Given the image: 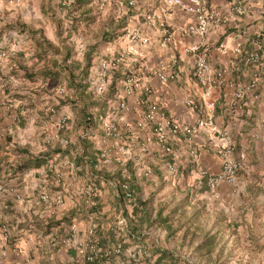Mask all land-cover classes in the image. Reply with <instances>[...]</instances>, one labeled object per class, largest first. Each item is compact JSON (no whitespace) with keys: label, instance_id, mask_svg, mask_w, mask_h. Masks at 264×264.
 Listing matches in <instances>:
<instances>
[{"label":"crops","instance_id":"0c3cea01","mask_svg":"<svg viewBox=\"0 0 264 264\" xmlns=\"http://www.w3.org/2000/svg\"><path fill=\"white\" fill-rule=\"evenodd\" d=\"M36 1L20 0L19 8L0 1V18L14 16L19 11L29 13L30 9L34 10L37 18H27L26 25L42 26L44 37L37 35V39L57 47V53L52 51L55 57L47 71L57 70L56 76L66 74L64 84L67 87L70 82L68 71L73 66L71 61L68 65L64 63L62 59L65 55L84 56L82 61H73V64L78 62L83 67L86 58L93 59L97 53L93 51L95 41L99 45L104 43V59L123 55V60L110 71L109 87L114 89V96L104 108V115L111 116L121 138L103 137L99 127L100 114H94L97 115L96 125L88 138L98 162L94 167L101 170L100 176L93 175L88 165H77L74 159L80 153V147L75 152L71 147L68 155L63 150L72 144L67 142L63 145L60 141L53 147L61 148L60 153L49 150L43 154L45 163L38 168L15 172V166L3 159V154L10 155L13 145L10 142L6 145V141L0 138V149H4L3 144L6 145V152L0 150V184L6 187L0 191V225L10 227L9 240L0 245V264H88L81 251L85 250L90 234L100 246L112 245L115 242L113 227L109 222L104 227V218L113 219L121 215L118 207L105 211L108 200L114 206L124 201L117 188V176L122 168L119 158L133 169L137 190L150 177L153 181L159 179V184L164 180L172 185L187 184L191 190L199 189L206 202L210 199L207 190H204V179L196 171L198 167L212 174L220 171V158L211 147L213 142L220 140L214 138L208 143L205 149L198 152L194 162L181 139L172 141L171 146L178 157L173 161L175 172H170L160 159L161 146L151 136L149 127L139 128L136 125L143 110L150 104H154L159 112L174 117L181 125L194 124L198 120L202 113V87L193 75L195 56L184 50L193 43L208 44L209 65L224 70L223 86L215 90L213 96L216 101L215 123L230 131L241 157L235 183H220V197L208 202L213 215L207 234H217L215 252L219 257L226 256L230 247L236 252L242 249L249 251L252 257L255 252L257 256H264V62L257 67L245 66L241 57H236L232 51L236 43L242 44L243 51H260L257 36L264 30V0H209L213 8L228 18V22L212 26L202 37L190 35L185 30L189 23L194 22V15L179 8L166 9L165 0H133V6L127 5L129 0H124L126 4L123 6L118 5V0H111L104 6L99 5L97 0L79 6L73 5L76 0L71 6L63 5V0H40L43 5L42 2L33 5ZM243 3L247 5L248 12L242 16L233 15L231 6ZM148 14H153L156 19L149 22L146 18ZM160 19L165 21V29L159 27ZM111 30L117 34L116 37L104 41L103 33ZM220 44L224 45V50L219 47ZM48 50L39 48L36 53L41 57ZM3 64L0 66V85L8 81ZM154 71L174 72L176 77L162 83ZM254 72L258 75L256 97L246 92L243 100L234 102L236 85H245ZM130 75H134L138 82L133 93L124 97L128 108L121 111V119L116 120L120 83ZM144 85L150 87V95L142 91ZM5 98L4 95L0 99V118L8 110ZM186 99L193 102V107L185 104ZM12 100H16L14 96ZM75 119L76 115L69 118V125L67 123L61 133L68 129L83 133L81 128L74 126ZM193 140L196 144H203L208 135L200 132ZM141 144H145L146 151L141 150ZM102 148L108 149L110 160L106 164L98 158ZM38 171L40 173L36 174ZM104 172L107 178H104ZM105 180H111L112 187L104 188ZM42 193L45 199L40 198ZM223 231L231 237L220 241ZM239 235H245L247 242L244 243ZM131 237L123 234L119 238L124 252L112 264H125L123 260L130 264H148L139 262L141 253L135 247L140 242L136 240L138 237ZM200 257L203 259L206 256ZM212 262L215 260L212 259Z\"/></svg>","mask_w":264,"mask_h":264},{"label":"rangeland","instance_id":"374dc122","mask_svg":"<svg viewBox=\"0 0 264 264\" xmlns=\"http://www.w3.org/2000/svg\"><path fill=\"white\" fill-rule=\"evenodd\" d=\"M41 2L37 0L33 5H40ZM19 5L21 4L18 3L15 8H19ZM33 11L31 9L29 13L19 11L14 16L6 15L0 18V46H3L1 50L5 53L0 62L1 64L4 63L3 70L6 71L4 75L8 76V81L0 85V99H3L5 95L4 100L8 105L6 115L0 118V138L6 141V145L8 142L13 145L10 147V152L7 150L10 155L3 154L4 158L2 156L4 161L11 164L12 167L22 163L26 158L34 159L52 150L55 143H58V139L63 140V145H66L67 142L71 143L72 150L75 152L79 149L78 134H83L73 129L71 132L68 129L61 133L63 129L58 132L54 126V117L58 116L60 112H64L69 118H74L76 115L75 106L70 102L75 97L74 91L64 84V81L67 80L66 74L48 77L47 79L36 74L34 81L28 80L24 76V72L47 71V67H50L55 57L52 50L46 51L41 57L36 53L35 39L37 38L35 37L39 35L42 38L44 35L42 26L26 25L27 18H37ZM51 29L53 33V26ZM94 43L96 44L93 46V51L95 50L97 53L93 59L91 58L89 75L85 79L86 93L94 101H103L111 87H109V78L103 92H98L90 82L92 68L97 65L100 59H104V43L102 42L100 45L96 41ZM83 57L82 55H73L66 60V63L68 65L70 61L71 63L82 61ZM12 96L15 97V101L12 100ZM20 96H22L21 99ZM97 109L92 108L90 111L93 115L95 113L104 114V109L100 111ZM44 124L51 126L52 135H54L49 146L43 143L42 129ZM6 145L3 144L4 149L0 150L6 152ZM104 150L106 149L104 148ZM122 161L126 162L125 160ZM35 173L39 174L40 171ZM147 180L144 181L145 184L138 186L137 191L142 202V205L139 206L140 214L145 213L147 219L144 217V220H141L138 216L136 217L132 213V206L126 205L123 201L119 202V206L118 204L114 206L108 200L106 203L108 207L105 210H112L115 207L124 210L125 215H128L130 231L134 237H138L136 240L146 251V254L141 253L139 262L144 261L148 264L167 261L173 264H264V256H257L254 250L255 253H252L254 255L252 257L249 251L245 252L242 249L239 252L237 250V253L231 247L226 252V256L219 257L214 252L211 257L206 256L202 259L200 251H196L195 246L203 238V235L207 234V229L212 223L213 214L208 202L215 201V199L210 196L206 202L199 189L197 191L191 190L187 184L172 185L167 180L159 184V179L153 181L150 177ZM110 182L111 180H105L104 188L112 187ZM48 184L51 186L49 182ZM117 221L118 218H104V227L109 222L113 227L112 229L117 230L119 226ZM165 225L169 230L165 228ZM239 236L242 237L244 243L247 242L245 235ZM226 237L230 238L231 236L223 231L220 235V241ZM131 239L133 238L131 237ZM237 246L239 245L237 244ZM262 253L260 252V254ZM159 254L162 255V258H159ZM120 256L111 252L109 257L113 262ZM212 259L215 262H212ZM123 261L125 264H130L126 260ZM131 263L135 262L132 261Z\"/></svg>","mask_w":264,"mask_h":264},{"label":"built area","instance_id":"2783aa9c","mask_svg":"<svg viewBox=\"0 0 264 264\" xmlns=\"http://www.w3.org/2000/svg\"><path fill=\"white\" fill-rule=\"evenodd\" d=\"M8 5L16 6L20 0H0ZM74 0H63L62 4L65 6H71ZM101 6L111 2V0H97ZM118 5L123 6L124 0H118ZM165 8H179L187 13L193 14L195 17L194 22L189 23L185 30L190 35L198 37L204 36L209 28L212 26H219L226 24L228 18L224 17L218 10L213 8L209 0H165ZM128 6H133L134 1H127ZM231 12L235 16H242L247 11V5L238 4L232 5ZM149 22H152L156 17L153 14L146 15ZM158 25L161 29H165L166 23L164 20H158ZM144 42V40H142ZM3 46H0V59L5 56L4 51L1 50ZM219 47L224 50V45L220 44ZM185 52L192 53L195 56V63L193 69V75L197 78L198 83L202 87V113L198 120L194 124L181 125L174 117L159 112L154 104H150L143 110L141 118L136 122L137 127L143 128L148 126L151 136L161 146L160 159L165 164L166 168L170 172H175V166L173 161L178 157L177 153L171 146L172 141L181 139L186 145L187 154L191 161L194 162L198 156L200 150L205 149L208 143H211L214 138H218L220 142L211 144L214 153L220 158V171L217 174L209 173L208 170L202 167H198L196 171L199 177L204 179V184L208 194L218 199L220 197L219 185L220 183H226L232 185L237 178V172L239 170L241 160L238 152L236 151V145L230 131L225 127H219L215 123V109L216 101L214 99L215 90L221 88L224 83V70L219 68H212L208 63V55L210 46L208 44L193 43L184 48ZM233 53L236 57H241V61L245 66H260L264 62V52L259 50L243 51L242 44L236 43L233 48ZM123 60V55H112L109 59H100L96 66L91 70V84L96 88L98 92H103L106 86V81L109 78L111 69L115 68ZM155 76L162 83H167L176 77L174 72H156ZM252 79L245 85L238 84L234 92V102L243 100L246 92H250L252 96L256 97L257 78L256 72L252 73ZM138 82V79L134 75L125 77L121 83V93H119L118 111L116 120L121 119V111L127 110V104L124 99L125 96L133 93V90ZM142 91L147 95L151 94V89L147 85L142 86ZM122 94V96H120ZM185 104L189 107H193V102L190 99H186ZM53 112V109H51ZM68 115L65 113L58 114L57 119L54 122L56 131H61L67 127ZM99 127L102 131L103 137L106 138H118L121 134L119 128L113 123L111 116L100 114ZM200 132H204L208 135V140L205 143H195L193 137ZM43 143L46 146L51 145L54 135H52V128L50 125L44 124L42 129ZM57 137V135H55ZM58 138V137H57ZM62 144L63 140H59ZM141 150L146 151L145 144L140 145ZM108 149L102 148L98 154L99 160L104 163L108 161ZM171 159V161H169ZM121 166H125L126 162L122 161ZM149 172V171H148ZM122 177L128 179L129 173L125 167L121 169ZM5 186L0 184V191L5 190ZM123 196L126 205L132 206L134 202V196L127 182L122 184ZM18 196V195H17ZM19 197V196H18ZM41 199H45V195H40ZM125 205V207H126ZM118 229L114 230L113 242L110 246H100L96 243L93 236L90 234L89 239L85 242V250L81 251L86 263L97 261V264H112L110 259V253L112 252L116 256L123 254L122 242L119 238L124 234L129 237L132 233L129 228L128 218L125 215V211L121 210V215L117 221ZM90 232H93L90 230ZM10 237V227L7 224L0 225V245L6 243ZM135 249L139 253L146 254L144 247L141 244H137ZM158 264H173L169 261Z\"/></svg>","mask_w":264,"mask_h":264},{"label":"trees","instance_id":"16d2710c","mask_svg":"<svg viewBox=\"0 0 264 264\" xmlns=\"http://www.w3.org/2000/svg\"><path fill=\"white\" fill-rule=\"evenodd\" d=\"M90 3V0H76L75 3L73 5L79 6V5H87ZM116 28H120L116 27ZM117 34H115L113 32V30L111 31H106L103 33L102 39L104 41H111L113 40V38L116 37ZM37 38V37H35ZM257 40L258 43L260 45L259 49L260 51L264 52V30L261 31V33L257 36ZM36 42V49L39 48H43L44 50H52L54 53H57V47L53 46L51 43L46 42L45 40H38L35 39ZM69 55H65L63 57V61L64 63L66 62V60L68 59ZM90 57L86 58L85 64L83 67H80L78 62H73L70 63L73 66V69L70 70L69 69V73H68V78L70 80L68 87L72 88L74 91V99L72 101H70L73 106H75L76 109V119L74 122V126L76 128H81L83 131V134L78 136L79 139V147L81 149L80 153L75 157V162L77 163V165L79 166H85L88 165L90 167L91 173L93 175L96 176H100L102 175L101 170L98 171L94 166L96 164H98V162H96V156L94 151L92 150V144L91 141L88 139V136L90 135L91 130L95 127L96 125V117L97 115H93V113H91V109L92 108H98L97 111L103 110L106 106V103L109 99H112L114 96V90L113 88L108 90L103 101H94L91 99L90 95H88L87 92V85L85 83H81L82 80H85L86 77L88 76V68L90 67ZM66 64V63H65ZM66 69L68 68L67 65H65ZM64 67V68H65ZM77 72V73H75ZM36 74H38L41 77H55L58 74L57 70H49V71H39L38 73L35 72H24V76L26 77V79L34 81ZM22 98V96H20V99ZM72 145H67V147L63 150V152L65 154L69 155L70 149H71ZM53 152L55 153H60L62 151L61 148L56 147L54 149H52ZM46 161V157L45 155H41L39 157H36L34 159H28L26 158V160H24L22 163L16 165L14 167V171L15 172H24L30 168H38L40 165L44 164ZM128 164L126 163L125 167L126 170L129 173V178L126 179L124 177H122V175L120 174V170H119V175L117 176V188L118 191L121 195V200H123L124 196H123V188H122V184L127 182L130 189L132 190L133 196H134V202L132 204V213L139 219L144 220L147 219L146 214H140L139 211V206L142 205V202L138 196L137 193V188L135 187V182L133 181L134 177H133V169L130 168V166H127ZM122 167V166H121ZM122 167V168H123ZM121 168V169H122ZM108 175L104 172V178H107ZM206 189V187L204 186V190ZM203 191V190H202ZM95 205L97 206V202L95 203ZM165 228L167 230H169V228L167 227V225H165ZM218 245V237L216 233L213 234H204L203 238L200 240V242L195 246V250L196 251H200V255H204V256H208L211 257V255L215 252V248ZM159 253V252H157ZM164 254V253H163ZM159 258H162V255L159 254ZM97 261H92L89 262L88 264H97Z\"/></svg>","mask_w":264,"mask_h":264}]
</instances>
